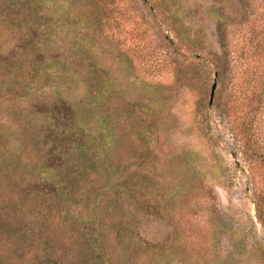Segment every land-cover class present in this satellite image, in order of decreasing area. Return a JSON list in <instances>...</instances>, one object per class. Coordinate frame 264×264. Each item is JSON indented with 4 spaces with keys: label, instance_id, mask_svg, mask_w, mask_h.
Here are the masks:
<instances>
[{
    "label": "rangeland",
    "instance_id": "obj_1",
    "mask_svg": "<svg viewBox=\"0 0 264 264\" xmlns=\"http://www.w3.org/2000/svg\"><path fill=\"white\" fill-rule=\"evenodd\" d=\"M2 176L0 264H264V0H0Z\"/></svg>",
    "mask_w": 264,
    "mask_h": 264
},
{
    "label": "trees",
    "instance_id": "obj_2",
    "mask_svg": "<svg viewBox=\"0 0 264 264\" xmlns=\"http://www.w3.org/2000/svg\"><path fill=\"white\" fill-rule=\"evenodd\" d=\"M35 74L30 78V80H32L31 82H33L34 84H38L40 81H43V80H48L50 79V77L52 76L51 72H56V67H53V65H43V66H38L36 69H35ZM63 78H65V76H63ZM11 80H15L19 85H18V95L19 97H24L25 96V89H27V87H30L28 83L30 82H26V80H24L22 77L20 78L17 74H15L14 76H12V79ZM30 135V134H29ZM114 139H112L113 141ZM11 142V146H13L12 149H15L17 151H19L18 149V146L16 144V142H14L13 140L10 141ZM112 148H110L111 150L115 147L111 146ZM109 150V149H108ZM86 157H91L90 154L86 152V154L84 155H80L78 156V160L79 161H83L84 159L83 158H86ZM12 166L14 165H17V167L15 168V176L16 177H19L21 175L22 172H24V169H27V167H30V165L28 164V162L24 163L23 162V165L22 163H19V162H16V163H12L11 164ZM13 168H11L10 172L12 171ZM36 172H39L41 173V169H36L33 171H31L30 173L27 174L28 176V179H31L33 177H35V174ZM25 177V176H24ZM23 177V178H24ZM4 181H6V178H4L3 176L1 177V180H0V184H4ZM17 183L20 184L22 183L23 185V181H18L17 180ZM31 189V193H27L26 191L24 190H21L20 191V194L21 196L23 197V200H25V203H27L28 205L30 206H34L35 202L39 201L41 198H38L39 197V194L37 193V191H35L34 187L30 188ZM54 219V218H53ZM70 241H73V243H78V238H74L73 240H70ZM157 261V260H156Z\"/></svg>",
    "mask_w": 264,
    "mask_h": 264
}]
</instances>
